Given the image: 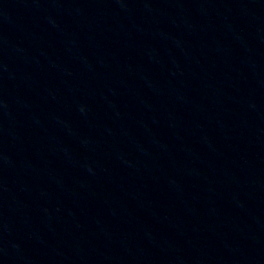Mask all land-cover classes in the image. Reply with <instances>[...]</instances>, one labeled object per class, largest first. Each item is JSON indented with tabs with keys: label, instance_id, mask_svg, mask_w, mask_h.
<instances>
[{
	"label": "water",
	"instance_id": "water-1",
	"mask_svg": "<svg viewBox=\"0 0 264 264\" xmlns=\"http://www.w3.org/2000/svg\"><path fill=\"white\" fill-rule=\"evenodd\" d=\"M0 264H264V0H0Z\"/></svg>",
	"mask_w": 264,
	"mask_h": 264
}]
</instances>
